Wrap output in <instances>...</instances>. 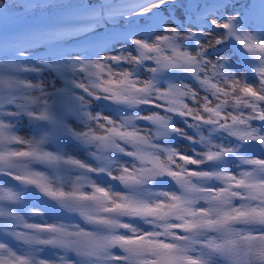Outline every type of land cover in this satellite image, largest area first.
Wrapping results in <instances>:
<instances>
[{"label":"snow or ice","instance_id":"1","mask_svg":"<svg viewBox=\"0 0 264 264\" xmlns=\"http://www.w3.org/2000/svg\"><path fill=\"white\" fill-rule=\"evenodd\" d=\"M0 264H264V0H0Z\"/></svg>","mask_w":264,"mask_h":264},{"label":"rangeland","instance_id":"2","mask_svg":"<svg viewBox=\"0 0 264 264\" xmlns=\"http://www.w3.org/2000/svg\"><path fill=\"white\" fill-rule=\"evenodd\" d=\"M32 1L35 2L36 0H32ZM193 86H195V85H193ZM21 134H22V133H21ZM181 147H182L184 150H186V151H189V152L191 151L190 149H188L187 144L184 143V142L181 143ZM72 154H73L74 156L80 158V159H84V158H85V154L82 153V152H79V151H75V150H73V151H72ZM190 167H194V166H190Z\"/></svg>","mask_w":264,"mask_h":264},{"label":"trees","instance_id":"3","mask_svg":"<svg viewBox=\"0 0 264 264\" xmlns=\"http://www.w3.org/2000/svg\"><path fill=\"white\" fill-rule=\"evenodd\" d=\"M10 27H11V25H10ZM25 134H26V132H22V135H25ZM71 150H73V149H69V151H71Z\"/></svg>","mask_w":264,"mask_h":264}]
</instances>
